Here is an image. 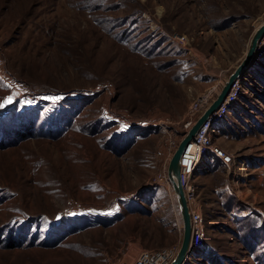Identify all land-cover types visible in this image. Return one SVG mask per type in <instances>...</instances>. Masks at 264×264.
Here are the masks:
<instances>
[{
    "label": "rangeland",
    "instance_id": "1",
    "mask_svg": "<svg viewBox=\"0 0 264 264\" xmlns=\"http://www.w3.org/2000/svg\"><path fill=\"white\" fill-rule=\"evenodd\" d=\"M263 22L264 0H0V264L180 246L158 176L190 103L220 90ZM238 80L214 140L234 167L198 166L204 242L185 264H264V37Z\"/></svg>",
    "mask_w": 264,
    "mask_h": 264
},
{
    "label": "built area",
    "instance_id": "2",
    "mask_svg": "<svg viewBox=\"0 0 264 264\" xmlns=\"http://www.w3.org/2000/svg\"><path fill=\"white\" fill-rule=\"evenodd\" d=\"M172 39L182 44L186 41L184 36L177 34H174ZM217 86H212L210 90L199 94L190 103L180 121L179 129L183 132V136L218 93ZM239 91L240 85L237 79L219 107L200 126L180 157V186L188 204L192 225L191 249H201L205 233L202 214L199 208L192 204L195 198L193 176L198 170V166L211 158L218 160L223 166H233L235 162L233 154L217 145L214 140L216 139L215 134L219 123L226 120L232 111L233 105L238 101ZM158 180L163 181L168 187L170 186L167 175H159ZM178 246L179 244L177 246L140 251L131 264H170L178 251Z\"/></svg>",
    "mask_w": 264,
    "mask_h": 264
},
{
    "label": "water",
    "instance_id": "3",
    "mask_svg": "<svg viewBox=\"0 0 264 264\" xmlns=\"http://www.w3.org/2000/svg\"><path fill=\"white\" fill-rule=\"evenodd\" d=\"M264 37V22L259 25L255 30L250 44L248 46L247 52L241 62L236 66L232 73L228 76L225 83L221 86L218 93L215 95L208 107L199 115L195 123L191 128L184 134L181 141L179 142L175 152L173 153L167 169V178L171 184L172 190L174 192L177 207L181 216L182 222V238L180 242L179 249L171 261L170 264H185L187 259L191 255V234L192 225L190 221V214L188 204L184 195V192L180 186V157L185 150L186 146L193 139L195 133L198 131L200 126L205 122V120L219 107L223 99L228 94L231 86L234 82L239 79V77L244 73L249 64L252 61L254 52L257 48V44Z\"/></svg>",
    "mask_w": 264,
    "mask_h": 264
},
{
    "label": "crops",
    "instance_id": "4",
    "mask_svg": "<svg viewBox=\"0 0 264 264\" xmlns=\"http://www.w3.org/2000/svg\"><path fill=\"white\" fill-rule=\"evenodd\" d=\"M211 88V87H210ZM208 90V89H207ZM206 91V90H205ZM222 148H224L223 146H222ZM225 149V148H224ZM226 150V149H225ZM208 161H210V162H214V161H217V162H219L218 160H216V159H213V158H211L210 160H208ZM220 165H222L221 163H220ZM234 167V166H233ZM226 168V170L228 171V172H230V167H225ZM198 171V170H197ZM199 177H201L200 175H196V178L195 179H198ZM196 180H194V177H193V183L195 182ZM202 184H204V183H202ZM202 184L200 183V181L197 183L196 182V189H198V193L199 194H201V191L202 190H204L205 189V187H203L202 186Z\"/></svg>",
    "mask_w": 264,
    "mask_h": 264
},
{
    "label": "trees",
    "instance_id": "5",
    "mask_svg": "<svg viewBox=\"0 0 264 264\" xmlns=\"http://www.w3.org/2000/svg\"><path fill=\"white\" fill-rule=\"evenodd\" d=\"M197 250H200V249H192V251H191V254H197L198 255V252H196Z\"/></svg>",
    "mask_w": 264,
    "mask_h": 264
},
{
    "label": "snow or ice",
    "instance_id": "6",
    "mask_svg": "<svg viewBox=\"0 0 264 264\" xmlns=\"http://www.w3.org/2000/svg\"><path fill=\"white\" fill-rule=\"evenodd\" d=\"M11 100H8V103H11ZM0 107H4V104L0 103Z\"/></svg>",
    "mask_w": 264,
    "mask_h": 264
}]
</instances>
